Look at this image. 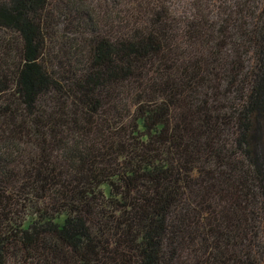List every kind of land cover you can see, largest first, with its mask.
I'll return each mask as SVG.
<instances>
[{"label":"trees","instance_id":"1","mask_svg":"<svg viewBox=\"0 0 264 264\" xmlns=\"http://www.w3.org/2000/svg\"><path fill=\"white\" fill-rule=\"evenodd\" d=\"M0 264H264V0H0Z\"/></svg>","mask_w":264,"mask_h":264}]
</instances>
